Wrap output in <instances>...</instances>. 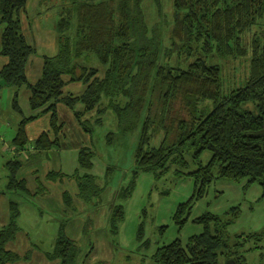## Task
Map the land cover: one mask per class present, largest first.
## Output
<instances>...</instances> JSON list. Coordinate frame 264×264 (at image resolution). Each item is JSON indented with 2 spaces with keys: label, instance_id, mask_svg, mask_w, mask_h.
I'll return each instance as SVG.
<instances>
[{
  "label": "trees",
  "instance_id": "trees-1",
  "mask_svg": "<svg viewBox=\"0 0 264 264\" xmlns=\"http://www.w3.org/2000/svg\"><path fill=\"white\" fill-rule=\"evenodd\" d=\"M27 1L0 0V28L4 26L0 35V58L7 59L0 69V91L7 86L15 88L13 105L19 109V89L27 87L29 105L34 113L21 120L15 145L19 148L27 145V123L45 114L50 115L51 127L58 135L62 129L60 103L73 111L89 133L93 131L89 122L96 123L102 118L99 115L96 119H87L86 115L104 111H111L118 126L127 131L133 128L135 117L139 120L154 77L162 87L163 118L167 119L172 100L179 97L188 117L171 119V124L166 125L146 115L135 152L133 176L127 185L116 191L114 202L110 204L112 235L116 236L125 217V203L133 194L137 176L150 172L160 179L175 168L177 177L194 178L195 190L178 206L174 221L179 228L191 221L202 226V231L186 242L176 238L159 247L153 255L157 264H221L222 258L228 264H247L249 251L264 249V225L257 231L229 233L228 228L242 212L240 205L231 207L224 215L206 211L196 218L191 217L196 202L218 180L241 183L246 179L245 191L257 183L262 188L258 201L264 200V42L256 33L250 45L245 40L246 33L252 32L264 18V0H173L172 35L179 40L175 50L181 56L194 58L177 66L158 64V45L148 34L150 28L142 0H74V5L63 9L58 21V52L43 55L41 75L35 82H29L27 75V66L37 53L24 31ZM159 1H155L156 10ZM30 30L32 32L31 26ZM250 51V70L245 83L226 89L223 67L213 62L212 57L223 60ZM91 54L103 70L81 62L82 57ZM74 83L85 84L84 92L75 94L65 90ZM201 100L211 101L213 108L207 112L201 107ZM157 127H163L165 135L157 146H150ZM174 129L175 134L170 138ZM58 144V138L51 139L48 132H42L35 141L39 149ZM205 151L212 153L207 164L201 159ZM186 154L197 165L194 170L188 169ZM93 157V149L83 147L79 152L80 167L91 169ZM21 165L17 157L8 161L9 179L6 190L0 193L31 194L27 182L17 177ZM65 176L68 175L62 171L52 170L46 177L56 181ZM71 178L77 180L79 195L87 204L93 201L98 204V199L103 201L106 188L92 175L76 173L69 176ZM48 190L40 181L35 195ZM12 199L9 221L0 229V264L23 259L6 246L20 229L19 205ZM64 201L72 206L73 197L69 192L65 191ZM65 228L63 221L48 255L58 259V264H77L79 247ZM159 228L167 230V226ZM144 235L142 222L139 240ZM31 251L25 259L30 258Z\"/></svg>",
  "mask_w": 264,
  "mask_h": 264
},
{
  "label": "rangeland",
  "instance_id": "rangeland-1",
  "mask_svg": "<svg viewBox=\"0 0 264 264\" xmlns=\"http://www.w3.org/2000/svg\"><path fill=\"white\" fill-rule=\"evenodd\" d=\"M73 1L74 0L27 1L26 12L24 13L23 18L24 31L30 42L37 48V55H39L38 58H40V55H54L58 52V21L61 18L63 9L75 4ZM155 1L156 0H142L141 5L144 7L147 16L146 21L150 28L148 34L150 37L155 38L158 45V64L177 66L193 61L194 58H188L185 55L181 56L178 54L177 50H175L176 46L179 45L177 44L179 43V40L172 35V27L174 25L173 0H160V6L158 5L160 9L157 7V10ZM30 25L32 32L29 28ZM3 28L4 26L0 28V35ZM254 33H256L261 41L264 42V18L261 21V24H256L253 27L252 32L249 31L246 33L245 40L247 45L252 43ZM250 57L251 51L246 55L237 57L230 56L223 60L218 57H212L213 62L220 63L223 67V78L226 89L245 83V79L250 70ZM81 62L86 63L88 66L98 67L102 70L104 69L93 54L89 57H82ZM70 90L73 93L76 92L75 94H80L83 92V86H76V88H71ZM12 96V92L9 88H3L2 93H0V191L6 190V184L8 181V168L6 167V162L9 159H12L15 155L16 145L14 143V138L17 134V126L24 117L29 116L31 113L24 97L19 99L20 108L15 109ZM200 102L201 107H205L207 112L213 108V103L209 100H201ZM182 105L180 97L172 100L171 109L165 120L163 118L164 115H162L164 106L162 87L157 81H155V78L152 77L147 92L146 104H144L145 107L140 114L139 120L136 121L138 116L134 118L133 128L128 129L127 131L120 128L117 124L116 116L111 111L106 113H104V111L101 114L94 112L93 115L92 113L86 115L87 119H94L99 115L102 118V121L98 120L96 123L89 122V125L93 127V137L90 138V135H87L85 139H87L88 145L92 146L94 151V170L100 168L104 173V171H107L105 169L110 167L106 179L109 183V188H106L107 191H112V193H114L120 186L127 182L129 175L133 173L132 171L135 165V149L146 115L147 117L151 116V119L161 120L166 125H170L171 119L176 120L180 117H188V112L182 107ZM162 128L163 127L156 128L153 139L149 143L150 146H157L160 143L165 135ZM174 134L175 129L171 132L170 138H172ZM109 137L112 140H110ZM31 143L32 142L27 143L24 149H22L23 152H27V149L31 148ZM66 154L67 152L62 151L61 154L57 155V158H43L41 161L47 164L49 169H55L56 167L54 163L59 160L61 163V158ZM211 157L212 153L210 151H205L201 159L204 164H207ZM19 158L22 160L21 157ZM186 159L189 161L188 169L194 170L197 165L191 161V156L189 154H186ZM76 163L75 166L77 165ZM32 166L33 165H29L28 167ZM174 169L175 168H173V170ZM44 170L45 168L43 167V171ZM63 170L69 172V163H64ZM21 173L22 171H20L19 174ZM35 173L40 175L37 178L42 181V173L40 171ZM21 177L28 180V186L31 188V184L29 183L32 180L30 173L23 172ZM169 177L170 180L167 179ZM165 178L166 179L163 178L160 181H156L152 174L141 175L134 196L128 204L127 220L121 227V244H119V247L116 250L117 259L111 261V264H157V262H155L150 256L146 257L135 252L138 245L136 241V232L140 220L139 216L141 210L145 206L148 207L149 213V219L147 220L146 226V237L152 240H159L161 244L169 243L177 237L182 238L186 242L188 237L192 234L199 233L202 230L201 226L189 223L182 232H179L178 228L172 223V220L168 223L164 221L168 216L174 214L176 210L175 206L178 203L188 200L194 193L192 179L184 181L178 188H175L173 185L171 186V174ZM227 182L228 181H218L217 183H214V185L211 186L212 188L208 199L205 198L195 206L194 215L198 216L206 210H215L214 213L224 215L227 209L231 206L242 204V199L245 195H237L229 192L227 189H223V186L228 184ZM245 182H247L246 179L241 183L230 182L229 184H243ZM34 185L35 182H33L32 187ZM254 185L256 186H254L250 193H248L252 198L257 197V201L255 200L254 202V208L253 210H249L247 205L243 206V211L236 220V223L229 228V233L231 235L241 232L257 231L264 225V200L258 201V198L262 194V188L257 183H254ZM45 186L47 187V185ZM64 187L66 188L65 185ZM67 188L71 189L70 187ZM168 188L172 189L171 196L168 198H161L159 193ZM48 189L50 190L52 187H48ZM53 190L54 189H52V191ZM151 190L152 194L150 198L149 193ZM223 190L225 192L221 195L219 192ZM34 191H37V189L35 188ZM33 192L31 194L17 193L13 199L10 192L0 193V229H2V226L9 221L8 199L17 201L20 210V215L18 217V225L20 229L15 239L10 241L6 246L18 252L23 259L7 264H55L59 262L58 259L49 256L48 253H51L54 248L58 235L57 232L60 223L63 221L67 223L65 231L69 234H75V237H72L75 238L79 247L78 258L80 262L81 260L86 259L94 244V236L92 233L88 232L87 235L84 236L80 230L78 233L72 232V223L77 221V218L73 217L74 213L68 214L64 211L59 212L48 209L42 199V194L38 196V194L35 195ZM98 202L102 203L99 199ZM51 203L54 204L53 201H51ZM97 210L96 207H93V209L88 211V213H86L88 219H91L89 214H92V212ZM150 218H152L153 221ZM166 224L170 225V228L164 238L159 239L156 228L157 226ZM31 243H34L36 246L31 247ZM29 250H32L30 258L25 259L24 257L27 256ZM123 255L128 256V258L123 257ZM246 257L247 264H264V249L249 251ZM221 264H228L225 258L221 259Z\"/></svg>",
  "mask_w": 264,
  "mask_h": 264
},
{
  "label": "crops",
  "instance_id": "crops-1",
  "mask_svg": "<svg viewBox=\"0 0 264 264\" xmlns=\"http://www.w3.org/2000/svg\"><path fill=\"white\" fill-rule=\"evenodd\" d=\"M30 26H29V28H30ZM26 30H28V29H26ZM36 55H37V53H36ZM36 55L33 56V58L30 60L28 66H27V75H28L29 82H35L41 75L42 65H43V59H42L43 56L40 55V58H38L39 55H37V56ZM6 60H7L6 58H2V57L0 58V69L6 63ZM76 86H80V87L83 86V92L86 89L85 84L74 83V84L68 85L65 90L72 92L70 89L76 88ZM5 88H9L11 90L12 95H13L12 97L14 99L16 89L8 87V86ZM2 90L0 91V93H2ZM19 90H20L19 99L24 97L28 103L29 108H30V111H31L30 115L34 114L33 111L31 110L30 105H29L28 99H29L30 93H29L27 87H22ZM77 94H79V93H77ZM19 106H20V104H19ZM58 112H59V122L62 124V129L58 133V135L55 134V132L53 131V129L51 127L49 114H45V115H43V116H41L35 120H31L30 122L27 123L26 132H27V136H28V143L32 142L34 144L31 143V145H32L31 148H33V149H31V148L27 149L28 150L27 152H23L22 149H24V147L23 148H19L17 146L15 147L16 148L15 149V155L13 158H15V157H17V158L21 157L22 158V160L19 158L22 165L20 166V168L17 172V177L19 179H24L27 182V186H28V180H26V178H24V177H21V174L23 172H25V173L29 172L30 173V176L32 178V180L29 182L31 184L30 185L31 188L29 186H28V188L30 190V193H32L35 188L37 189L38 182L40 183V181H41V180H38L39 178H37L40 175L35 173V172L40 171L42 173L41 174L42 175V181L41 182H43V185H47V188L52 187V189H54L53 191H52V189H50L51 191L49 190L47 193H43L44 195L42 194V199L44 200L47 208L50 210H55V211H59V212L64 211L68 214L74 213L73 217H76L78 222L74 221L72 223L73 224V228L71 229L72 232L78 233L80 230V231H82L84 236H86L88 232L92 233V235L94 236V244H93L92 250L88 254L86 259L81 260V262L78 259L77 264H97L99 262H105L107 264H111V261L117 259L116 258V253H117L116 250L118 249L119 244H121L120 243L121 227H122V225L125 224V222L127 220L128 204H129L130 200L132 199V197L134 196V193L137 189L138 182H139L141 175L152 174L156 181H160L163 178L166 179L165 177H167L168 175L171 174V176H172L171 186L173 185V187H175V188H178L180 186V184H182L184 181H186L188 179H192L193 180L192 182L194 184V190H195V180L192 176H189V175L177 177L174 173L175 169L160 179L157 178L155 176V174L150 173V172H143V173L139 174L137 176V179H136V185H135V189L133 191V194L131 195L129 200L125 203V208H126L125 209V217L122 220V222L120 223L118 233L116 234V236H113L111 233V226H110V222H109L110 208L112 206L110 204L114 202L113 198H114L116 191L120 187L127 185L130 182V179L132 178L133 174H130L127 182L124 185L120 186L114 193H112V191H107V189H105V191L103 193L102 203L96 204L93 201L92 203L90 202V205L87 204V201H85V199H83L79 195V187H78L77 180L75 178L69 179V176H73L76 173H78L79 176H83V175H85V173L90 174L93 176L94 180L99 185H101L102 187H105V188H109V183H108V181H106L107 174H106V171H104V173H103L102 169H100V168H97L96 170H94V168H95L94 159H92L93 167L91 169L85 170V169H82L80 167L79 152L83 147H91L92 148V146L88 145V141L85 138L87 135H90V138H92L93 133H89L83 128L80 121L76 118L75 114L73 113V111L69 107H67L66 105L60 103L58 105ZM29 116H27V117H29ZM18 126H17V131H18ZM42 132H48L51 139L58 138L59 144L57 146H53L52 148H49V149L37 148L35 146V141L37 140V138L39 137V135ZM137 145H138V143H137ZM136 148H137V146H136ZM62 151L67 152V154L61 158V163H60V160L57 161L56 163H54V165L56 167L55 169H49V166L41 161L43 158H57V155L61 154ZM135 152H136V149H135ZM10 160L11 159H9L8 161H10ZM8 161L6 162V167H7ZM64 163H66V164L69 163V165H70L69 172H65L63 170ZM75 163L77 164L76 166H75ZM29 165H33V166L28 167ZM43 167L45 168L44 171H43ZM107 168L105 170H107ZM52 170L62 171L65 174H67L68 176L63 177L62 179L59 178L56 181L49 180V179H47L46 176H47V173L49 171H52ZM20 171H22L21 174H19ZM8 175H9V170H8ZM167 179L170 180V177ZM218 181H220V180H218ZM218 181H216L215 183H217ZM33 182H35V185L32 187ZM44 182H45V184H44ZM222 182H226V181H222ZM7 183H8V181H7ZM227 183L228 184H225L223 186V189H225V190L227 189L229 192L237 194V195H242V194L245 195V196H243L242 204H238L241 206V210L243 211L244 205H247L249 210H253L254 202H255V200L257 201V197L252 198L251 196L248 195V193H250L251 189H253L254 186H256V185H254V184L251 185L249 187V189L247 191H245L243 189V186L245 185L246 182L243 184H233V185H230L229 184L230 182H227ZM64 185L66 186V188L70 187L71 189H68V188L66 189L64 187ZM6 187H7V184H6ZM211 188L209 189L207 194L202 199H200L198 202L204 200L205 198L208 199ZM65 191L69 192L70 195L73 197V204L71 207H69L64 201ZM35 192L36 191H34L33 194H35ZM223 192H225V191L223 190V191H220L219 193L222 195ZM151 194H152V190L149 193L150 198H151ZM171 194H172V189H170V188L165 189L159 193L161 198H168L171 196ZM40 195L41 194H38V196H40ZM15 196H16V194L11 193L12 198ZM51 201H53L54 204H52ZM186 201H184V202H186ZM198 202H196V204L193 207L192 215H191L192 218H196V217L201 215V214L198 216L194 215V209H195V206L197 205ZM9 203H10V199H8L9 218H10L11 211H10ZM181 203H183V202H180L175 206L176 210H175L174 214L172 216L171 215L168 216L164 220L166 223H168L172 220V223L178 228L179 232H182V230L189 223L194 224V225H198V224L190 221L183 228H179L177 226V224L174 221V216H175V213L177 211L178 206ZM93 207H96L98 210L95 212H92V214L91 213L89 214V217H91V219H90L91 222H88L89 219L86 216V213H88V211L93 209ZM231 207H233V206H231ZM229 209H227V211ZM206 211H210V210H206ZM206 211H204L203 213H205ZM210 212L214 213L215 210H211ZM215 214H218V213H215ZM78 215H83V216H78ZM219 215H222V214H219ZM139 219L140 220H139V223L137 226V232H136V241H137L138 245L136 247L135 252L142 254L146 257L150 256L154 260L153 255L155 254L157 249L161 246L169 244L170 242L166 243V244H161L159 240H152V239L146 237V226H147V220L149 219V213H148V207L147 206L143 207V209L141 210ZM150 219H152V218H150ZM152 221H153V219H152ZM87 222H88V226L90 227V230H88L89 227L87 228ZM142 222L144 223L145 235H144V238L142 240H139V237H138L139 227H140V224ZM162 226H167V230L161 231L159 228L161 226H157L156 230H157L159 239L164 238V236L166 235L167 231L170 228V225H168V224L162 225ZM198 226H200V225H198ZM66 228H67V223H66ZM67 234L70 237H72V236L75 237V234H73V233H71V234L67 233ZM195 234H197V233H195ZM195 234H192V235H195ZM177 238H180V237H177ZM73 239L75 240V238H73ZM188 239H189V237H188ZM181 240L183 242H185L182 238H181ZM145 243H146V245H145ZM33 246H36V245L34 243H31V247H33ZM123 257L128 258V256H124V255H123ZM58 263L59 262H57L55 264H58Z\"/></svg>",
  "mask_w": 264,
  "mask_h": 264
}]
</instances>
